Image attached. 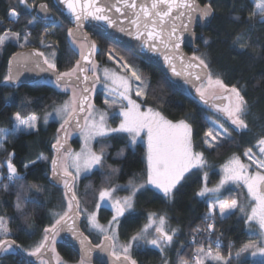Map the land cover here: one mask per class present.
<instances>
[{
    "label": "snow or ice",
    "instance_id": "1",
    "mask_svg": "<svg viewBox=\"0 0 264 264\" xmlns=\"http://www.w3.org/2000/svg\"><path fill=\"white\" fill-rule=\"evenodd\" d=\"M59 2L66 6L67 11L74 18L75 29H67V38L71 50L80 58L68 70L59 71L56 64L57 45L47 44L41 38L40 44L51 51L47 55L38 48L29 52L14 53L9 60V73L4 77L6 82L14 83L20 76L21 68L33 65L40 71L51 72L55 77L52 82L58 88L72 91L70 100L43 116L45 123L50 117H59L63 121L57 129L55 142L51 145L55 155L49 158L39 154L36 159L29 160L24 164V168L28 169L30 165L34 166L39 161L50 160L51 175L48 179L51 183L63 187V196L67 207L62 214L52 213L58 218L53 224L43 229L42 239L30 250H23L28 255L36 257L40 264H48V261L44 260V253L49 250L55 252V248L51 246L55 244L56 236L61 230L67 228L74 237L79 238L75 220L81 212H84L89 226L104 235V241L97 247L102 251L109 252L113 264H138V261L131 255L133 248L140 249L151 246L164 253L174 244L179 229L171 227L167 215L151 212L147 215V222L129 238L128 242L118 245L117 229L122 218L135 212L137 195L151 188V190L162 194L166 200L174 201L179 188L187 179V175H190L194 169L203 170L208 167V162L204 152L194 150V128L193 124L189 122L188 115L173 121L152 107H144L147 101L142 98L148 95L151 88L150 83L142 73L125 62L123 57L117 58L112 51L107 53V58L120 65L123 74L109 68L102 70L105 89L120 100L119 105L115 98L104 100L108 109L118 107L116 113V116L119 117L118 125L115 127L108 125V112L96 109L89 98V93L94 91L95 85L101 83V77L97 75L99 65L93 60L99 51L98 45L95 41L89 40L81 31L84 22L103 21L109 27H118L120 32H126L127 35L140 41L141 47L163 55L164 61L171 68L173 75L183 76L185 83H191L199 100L222 115L238 133L251 131L248 120L251 114V105L245 98L243 87L225 84L221 75L214 72L206 59L195 54L187 57L180 52L183 33L189 32L194 36L193 28L197 18L203 21L213 15L214 9L211 0L203 5L197 3V0H151L150 4L140 3L139 5L137 0H117L111 5L101 2V0H59ZM18 3L26 8L35 7L29 5L27 0H18ZM118 5H122L125 9H131L133 19L130 20L128 28L119 26L118 20L113 19L110 15L113 9L116 13L126 15L122 12V7ZM39 7L45 12L48 8L44 3H41ZM174 9L176 10L175 16H173ZM7 15L18 21L20 13L16 7H10ZM233 18L236 21L242 19L240 15H235ZM173 21L180 23L176 24ZM247 21L250 24L252 22L264 23V0H253ZM36 22L35 17L27 21L28 25H34ZM49 34L48 28H45L42 35ZM30 36L31 32L27 30L13 32L11 28H5L3 34H0V50L8 43H15L20 48H25L31 44ZM247 37V31L238 32L232 43L239 50H247L252 47L251 40ZM204 43L207 44L208 40L205 39ZM177 61L179 62V71L177 70ZM89 72L92 73L91 76L87 75ZM89 84L91 87H88ZM77 88L80 89L79 94ZM133 92L137 99L132 98ZM224 100H227V103H223ZM215 101H220V103ZM9 119L12 122L10 128L0 127V150L4 151H6L4 144L9 136L38 131L41 117L36 113L22 114L17 111L12 113ZM205 119L208 127L203 132L202 141L206 148L215 150L234 140V137L222 124ZM72 126L79 129L84 139V146L80 152L76 153L66 148L67 128ZM113 134H123L122 138L124 139V147L117 151V157H123L126 149L135 150L138 143L146 145V151L142 157L144 169L139 175L133 173L125 184L111 182V176L119 173L120 169L106 163L105 149L102 147L97 153L89 146V142L97 137L106 139L111 138ZM256 146L259 148L262 158H255L251 148L243 153L250 163L243 162L239 155L233 154L221 167L222 176L218 186L208 188L205 183L195 193L197 196L205 197L207 193L217 192L224 185L231 183L247 189L250 203L245 206L237 199L222 201L212 199L208 202L203 228L197 226L192 230L193 243H198V237L206 234L208 245L207 249L201 246L195 250L194 264H205V261L209 259L215 261L216 264H232L231 251H229V258H225L219 252L213 253V245L217 249L221 246L219 236L212 239L216 234L217 216L223 219L235 215L238 210L242 214L241 219L249 226V231H252L251 225L255 224L258 226L260 234L264 236V132L256 139ZM14 155V152H7V179L10 183L24 180V176L13 163ZM253 166L254 171L250 170ZM105 168L109 171L105 175L102 185L96 190L95 199L96 210H99L104 204H108L111 208L113 215L107 226L99 223L97 211L89 213L86 209H81L76 192V181L81 173H91L94 169ZM70 169L74 171H70ZM207 177L208 173L204 172L205 181H207ZM141 178L143 182H139ZM0 187L7 190L9 185L3 184ZM20 187L22 192L17 194L15 209L27 221L28 213L25 209L27 197L23 195V192L40 194L46 189L37 183L21 184ZM121 191L127 192V195H118L117 193ZM33 202H37L35 196ZM9 219L11 218L0 216V254L9 253L21 247L16 244L15 240L9 238L13 235L12 229L9 227ZM79 242L81 245L79 264H87L92 248L85 243L83 238H79ZM231 247L229 245L230 249ZM248 252L252 256L257 254L264 256V240L242 245L236 251L235 258L239 259ZM56 260L57 264H65L58 254ZM164 264H168V262L165 260ZM179 264H188V262L180 260Z\"/></svg>",
    "mask_w": 264,
    "mask_h": 264
},
{
    "label": "trees",
    "instance_id": "2",
    "mask_svg": "<svg viewBox=\"0 0 264 264\" xmlns=\"http://www.w3.org/2000/svg\"><path fill=\"white\" fill-rule=\"evenodd\" d=\"M35 6L28 9L18 3V0H0V34L5 28H11L13 32L24 30L30 31L31 44L25 48H34L44 51L47 55L51 50L40 44L41 38L47 44H55L56 64L59 71H66L79 59V55L74 53L69 45L67 29L71 28L65 18L52 6L50 0H31ZM201 4L208 3L209 0H198ZM251 0H211L214 9L213 18L209 26L204 30H197L201 38L196 42L199 51L188 50L189 54L198 55L210 63V67L221 75L228 86L238 85L244 89L245 98L250 102L251 114L248 117L251 131L238 133L234 131L229 122L223 120L218 114L206 105L192 97L185 84H175L170 81L167 75L163 74L157 67L147 62L141 56L134 53L130 48L117 44L103 36L92 34L93 41L98 45V53L95 60L103 64H115L107 58V53L113 54L130 64L135 70L142 73L151 88L148 95L143 100L149 106L170 120H179L189 117V122L193 124V146L195 151H202L208 162V167L203 170H193L176 194L174 201L166 200L162 194L151 190L141 192L136 197L135 212L126 215L121 219L117 229L118 237L123 242H128L129 238L135 234L147 221L148 213L155 212L167 215L168 222L173 228H178L179 232L170 250L161 253L159 250L143 247L133 248L132 257L138 264H179L180 260H185L188 264H194L192 254L201 246L207 248L208 241L206 234L198 237L199 242L188 244L192 239V230L197 226L203 228L204 217L207 212L208 202L212 199L229 200L240 199L239 188L229 187L217 194H208L205 197L195 195V193L206 183L207 186H214L220 179L218 167L233 154L242 157L243 153L251 148L255 150L256 139L264 132V23L247 21V16L252 9ZM39 3H47L50 11L55 16L52 22H43L38 19L34 25H28L27 21L32 19L34 11ZM10 7H16L20 13L18 21L9 19L7 15ZM240 15L242 19L236 21L233 17ZM48 28L49 35L43 36L44 29ZM248 32L252 47L247 50H239L232 43L238 32ZM205 39L208 43L205 44ZM22 41V40H21ZM20 48L15 43H8L0 50V127L10 128L9 117L14 112L22 114L36 113L40 117L52 106L60 104L67 93L59 90L53 82L37 81L31 84L10 85L4 80L7 75L8 60L12 54ZM116 67V66H115ZM93 103L100 106L102 104L100 92L94 93ZM215 117L223 123L230 131L234 140L218 149H208L202 141L203 132L208 127V120ZM41 121V120H40ZM38 124V131L30 133H18L9 136L4 144V150H0V185L8 184L7 190L0 187V216L9 219V227L13 235L9 237L20 245L21 250H30L43 236V229L53 224L51 211L63 213L67 207L63 196V187L51 183L50 160L39 161L36 165H30L28 169L24 164L29 160H34L39 154L51 158L54 154L51 145L55 142V135L58 125L54 122L42 126ZM123 134H113L111 138L97 139L94 141L93 149L97 153L103 147L106 152V163L117 167L120 172L111 176L113 184L125 183L133 173L139 175L145 165L142 157L145 153L143 144L138 143L135 150L126 149L123 157H117L116 153L124 147ZM73 148L78 147V140H71ZM7 152H14L13 163L19 172L24 176V180L18 183H10L5 178L7 174L6 160ZM109 169H94L91 173L81 177L76 184L77 196L80 200V207L87 211H92L96 205V190L102 185L105 175ZM207 172V181L203 178V173ZM139 182H143L141 178ZM37 183L45 187V191L40 194L23 192L27 197L25 209L28 213L27 221L16 212L15 202L18 193L22 192L21 184ZM35 196L37 202H33ZM112 212L105 207L99 208L98 217L100 221L107 222L111 218ZM242 214L237 210L235 215L226 218L217 216L216 236H219L224 246L219 248V253L225 258H229V251L232 253V264H264V261H254L242 255L235 258L236 251L253 237L246 229ZM83 232L95 245L99 244L101 236L88 232L84 220L81 221ZM233 244H230V242ZM231 245V249L229 248ZM55 252L64 260L76 262L79 256L68 246L56 241ZM24 251V250H23ZM26 252V251H24ZM0 264H38L23 258L16 251L3 253L0 256ZM98 264V263H94ZM205 264H216V262L206 261Z\"/></svg>",
    "mask_w": 264,
    "mask_h": 264
},
{
    "label": "water",
    "instance_id": "3",
    "mask_svg": "<svg viewBox=\"0 0 264 264\" xmlns=\"http://www.w3.org/2000/svg\"><path fill=\"white\" fill-rule=\"evenodd\" d=\"M52 6L58 11V13L67 20L71 28L75 29V22L74 18L71 16V14L67 11L66 6L61 4L59 0H50ZM101 2L106 3L108 5H111L113 3H116L117 0H101ZM151 0H137V4L139 5L140 3H148L150 4ZM197 3L201 4L198 0ZM39 3L34 11V16L36 19L43 21V22H52L55 20V16L52 14V12L49 9V6L47 3L48 8L47 11L42 10L39 5ZM203 5V4H201ZM122 7V12L126 13V15H122L121 13H116L115 10L113 9V12L110 13V15L113 17V19L118 20L119 26L128 28L129 27V22L131 19H133V16L131 14V9H125L123 8L122 5H118ZM176 15V10H173V16ZM213 18V15L206 18L205 20L201 21L199 18H197V21L194 24V33L195 35L193 36L189 32L183 33L182 36V43L180 45V52H182L185 56L191 57L192 55L189 54L188 50H192L193 52H196L198 47L196 45V42L201 38V34L197 30L204 31L210 24L211 20ZM176 24H179V21H173ZM170 27V24H169ZM81 31L88 37L89 40L93 41L91 37L92 34H97L100 36H103L117 44H120L126 48H130L134 51L135 54L141 56L143 59H145L147 62L150 64L154 65L157 67L163 74L167 75L168 78L170 79L171 82L175 84H185V87L188 91V93L197 99L199 102H201L198 98V94L195 91V88L192 86L191 83H185L184 82V77L183 76H175L173 75L171 68L168 66V64L165 63L163 55H161L158 52H150L147 49L141 47L140 41L136 40L133 36H129L126 34V32H120L118 30V27H109L106 22L103 21H85L84 26L81 29ZM178 35L180 34L179 32L177 33ZM34 48H25V49H20L16 51L15 53L18 52H29ZM188 49V50H187ZM161 51H163L161 49ZM13 57V54L10 56V58ZM9 58V60H10ZM80 58V57H79ZM9 60H8V66H7V75L9 73ZM93 60H95V57H93ZM177 70L179 71V62L177 61ZM15 70V69H14ZM87 75L91 76L92 73H87ZM55 79V77L52 75L51 72H44L40 71V69L35 68L33 65H29L28 68H21L20 69V76L18 80H16L14 83H9L12 86H16L17 84H31L37 81H50L52 82ZM83 87V85H81ZM88 87H91V84L88 85ZM79 89V88H78ZM80 90V89H79ZM89 98L90 100L92 99L91 97V92L89 93ZM216 103H220V101H215ZM226 100L223 101L225 103ZM204 104L203 102H201ZM205 105V104H204ZM207 107L210 108L209 105H206ZM83 117V114H81ZM82 122V121H81ZM69 131L72 132H78L79 129L76 128L75 126L68 127L67 128V133ZM63 136V133H62ZM72 138H68L67 136V144L66 148L72 150L73 146L71 143ZM55 153L53 154V156ZM51 175V172H50ZM81 221L82 217L79 214L78 217L75 220V228L77 230V233L79 235V238H83L85 240V243L92 248V251L89 255V259L87 263H93L97 262L98 264H113V259L110 256L109 252L102 251L101 248L97 247L98 245H101L102 242L104 241V237L101 238L99 244L95 245L91 242L89 237L83 232L81 228ZM70 224L72 223L71 221L69 222ZM79 238L74 237L72 235V232L69 231L67 228L64 230H61L58 235V240L62 244L70 247L78 256L79 259H81V245L79 242ZM18 254H20L23 258L27 260H31L35 263H38L39 260L34 257L28 255L27 252H24L21 250V248L15 250ZM1 256V254H0ZM44 259L48 261V264H55L54 262V253L51 252L50 250L48 252L44 253Z\"/></svg>",
    "mask_w": 264,
    "mask_h": 264
},
{
    "label": "rangeland",
    "instance_id": "4",
    "mask_svg": "<svg viewBox=\"0 0 264 264\" xmlns=\"http://www.w3.org/2000/svg\"><path fill=\"white\" fill-rule=\"evenodd\" d=\"M251 1H253V0H251ZM27 3L29 4V5H33L32 4V1L31 0H27ZM24 6V5H23ZM25 7V6H24ZM33 8V7H32ZM32 8H28V9H32ZM21 42H23V41H21ZM98 65H99V70H98V72H97V75H99L100 77H101V83H97L96 85H95V89H94V91H92L91 92V97H92V99L90 100L91 101V103L92 104H94V106H95V108L96 109H100V110H102V111H107L108 112V125L110 126V127H115V126H117L118 125V123H119V117L118 116H116V113L118 112V107L117 108H114V109H108L107 107H106V105L104 104V100L106 99V98H115L116 99V101H117V105H119V103H120V100H119V98L118 97H113V94L112 93H110L109 91H107L106 89H105V87H104V82H103V73H102V70L104 69V68H109V69H112V70H115V71H117V72H120L121 74H123V69L120 67V65H118L117 63H115V64H113V65H111V64H103V65H101V64H99L96 60H94ZM116 66V67H115ZM89 73H91V72H89ZM57 87V86H56ZM58 88V87H57ZM59 90H61V91H63V92H66L68 95H67V97L60 103V104H57V105H54V106H52L50 109H48V110H46L43 114H42V116H41V125L42 126H46L48 123H50V122H54V123H56L57 125H58V128L60 127V124L63 122L59 117H50L49 118V120L47 121V123H45L44 122V120H43V116H44V114L45 113H47V112H53V110H54V108L55 107H58V106H60V105H62L65 101H68V100H70L71 99V97H72V91L71 90H69V91H64L62 88H58ZM79 89L77 88V93L79 94ZM96 92H100V94H101V99H102V104L100 105V106H97V105H95V103H93V96H94V93H96ZM132 98L133 99H137V97L135 96V93L133 92L132 93ZM138 102H140V100L138 99ZM226 103H227V100H226ZM144 107H149V106H144ZM211 109V108H210ZM156 110V109H155ZM212 110V112H214V113H216L213 109H211ZM216 114H218V113H216ZM221 118H223V120H226L222 115H220V114H218ZM113 117H115V118H113ZM212 121H216V122H218V123H220V124H222L223 125V123L221 122V121H219L216 117H215V119L214 120H212ZM226 122H228L227 120H226ZM230 123V122H229ZM224 126V125H223ZM227 130H228V132L229 133H231V131L226 127V126H224ZM68 138H75V139H77L78 140V147L77 148H73L71 151L73 152V153H76V152H80L81 151V149H82V147L84 146V139H83V136L81 135V133H80V131H78V132H72V131H69L68 132ZM97 139H99V137H97L96 139H94V140H92V141H90L89 142V146L93 149V144H94V141H96ZM141 144H143V143H141ZM143 146L145 147V151H146V145H144L143 144ZM94 150V149H93ZM195 150V149H194ZM252 153H253V155H254V157L255 158H257V159H260V158H262L261 157V154H260V152H259V148L256 146L255 147V150H252ZM229 159V158H228ZM228 159H226L219 167H218V171H219V174H220V179H221V176H222V170H221V167H222V165L224 164V163H226V161L228 160ZM241 159H242V161L243 162H245V163H250L248 160H247V158L246 157H244L243 155H242V157H241ZM250 170H252V171H254L255 170V168H254V166H253V168L252 169H250ZM70 171H74V170H72V169H70ZM87 174H89V173H81V175H80V177H79V179L81 178V177H83L84 175H87ZM79 179L76 181V184L78 183V181H79ZM220 179H219V181H220ZM219 181L214 185V186H207L208 188H216L217 186H218V184H219ZM125 183H127V182H125ZM125 183H119V184H125ZM205 184V183H204ZM203 184V185H204ZM229 187H236V188H239L240 189V192H241V198L238 200V202L239 203H241L242 205H245V206H247L249 203H250V198L248 197V195H247V189L246 188H241L239 185H236V184H226V185H224L223 187H221L220 189H219V191H217V192H211V193H207L206 195H208V194H217V193H220L221 191H224L226 188H229ZM118 195H120V196H124V195H127V192H124V191H121V192H119V193H117ZM222 201V200H221ZM101 207H105V208H108L110 211H111V208H110V206L108 205V204H104V205H102ZM100 207V208H101ZM81 209H84V208H82L81 207ZM97 211V218H98V221H99V223L100 224H102V225H105V226H107V223H108V221L109 220H111V218L107 221V222H102V221H100V219H99V217H98V211L99 210H96V205H95V207H94V209L92 210V211ZM248 210L250 211V208H248ZM92 211H87V212H92ZM52 213H54V212H56V211H51ZM112 212V211H111ZM52 213H51V216H52V218H53V223L55 222V219H57L58 217H55V216H53L52 215ZM62 214V213H61ZM80 215H81V217H82V220H84V222H85V227H86V230L88 231V232H93V233H96V234H98L99 236H101V238H103L104 237V235L102 234V233H100L99 231H97L96 229H93V228H91L90 226H89V224H88V221H87V218H86V215H85V213L84 212H81L80 213ZM112 215H113V213H112ZM112 215H111V217H112ZM147 222V221H146ZM251 228H252V231H249V226L248 225H246L245 224V229H246V231H247V233L250 235V236H252L253 238L251 239V240H249V241H247L245 244H247V243H250V242H260L261 240H264V236H262L261 234H260V231H259V228H258V226L257 225H255V224H253V225H251ZM43 237V236H42ZM58 240V235L56 236V241ZM117 243H118V245L119 244H125V243H127V242H123V241H121L120 239H119V237H118V241H117ZM51 247H54V245H52ZM146 247H150V248H152L151 246H146ZM172 248V246H170L169 248H167L165 251H167V250H170ZM155 249V248H154ZM158 250V249H157ZM219 250H213V253H216V252H218ZM220 254V253H219ZM56 255H57V253L56 252H54V262H55V264H57V260H56ZM221 255V254H220ZM245 257H247V258H250V259H252V260H254V261H264V256H261V255H259V254H257L256 256H252L251 255V253L250 252H248V253H244L243 254ZM60 257V256H59ZM61 258V257H60ZM62 259V258H61ZM192 259H193V257H192ZM45 260V259H44ZM64 262H65V264H79V262H80V259L78 260V261H76V262H70V261H66V260H64V259H62ZM194 260V259H193ZM46 261V260H45ZM206 261H211V262H215V261H213V260H211V259H209V260H206ZM205 261V262H206ZM95 262H93V263H87V264H94ZM97 263V262H96ZM38 264H40V261L38 262Z\"/></svg>",
    "mask_w": 264,
    "mask_h": 264
},
{
    "label": "built area",
    "instance_id": "5",
    "mask_svg": "<svg viewBox=\"0 0 264 264\" xmlns=\"http://www.w3.org/2000/svg\"><path fill=\"white\" fill-rule=\"evenodd\" d=\"M9 19L15 21V19L12 18V17H9ZM5 178L7 179V174L5 175ZM212 239H213V237H212ZM213 240H214V239H213ZM207 241H208V240H207ZM188 244H193L192 239L188 241ZM230 244H233V242L231 241ZM223 246H224V242H221V246H220V248H222ZM212 247H213V250H215V249H216V250H219V249H217V248L215 247V245H213ZM206 249H207V248H206ZM193 256H194V253L192 254V257H193Z\"/></svg>",
    "mask_w": 264,
    "mask_h": 264
},
{
    "label": "flooded vegetation",
    "instance_id": "6",
    "mask_svg": "<svg viewBox=\"0 0 264 264\" xmlns=\"http://www.w3.org/2000/svg\"><path fill=\"white\" fill-rule=\"evenodd\" d=\"M226 103V102H225Z\"/></svg>",
    "mask_w": 264,
    "mask_h": 264
}]
</instances>
